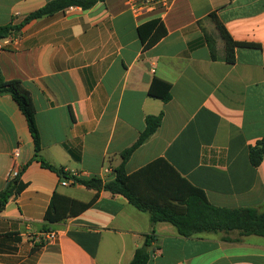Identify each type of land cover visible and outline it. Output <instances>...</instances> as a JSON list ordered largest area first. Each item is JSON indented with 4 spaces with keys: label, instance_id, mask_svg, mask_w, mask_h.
I'll use <instances>...</instances> for the list:
<instances>
[{
    "label": "crops",
    "instance_id": "0c3cea01",
    "mask_svg": "<svg viewBox=\"0 0 264 264\" xmlns=\"http://www.w3.org/2000/svg\"><path fill=\"white\" fill-rule=\"evenodd\" d=\"M52 0H0V27L21 24ZM133 0H107L26 24L19 41L0 52L8 81H20L34 113L41 156L73 177L114 181L122 154L163 114L161 126L126 163L133 175L164 160L221 208L264 211V164L249 148L264 137V0H171L168 10L136 15ZM215 14L239 47L225 60ZM163 21L168 34L144 50L140 26ZM217 42L213 60L206 42ZM171 85L172 99L149 94L154 80ZM160 88V87H159ZM16 165L26 188L0 211V264H130L151 238L148 264H264V238L229 233L182 237L170 223L124 197L97 192L34 161L26 117L10 95H0V193ZM180 184L165 165L144 175ZM55 193L89 203L59 223L44 218ZM59 232L47 242L42 233Z\"/></svg>",
    "mask_w": 264,
    "mask_h": 264
},
{
    "label": "trees",
    "instance_id": "16d2710c",
    "mask_svg": "<svg viewBox=\"0 0 264 264\" xmlns=\"http://www.w3.org/2000/svg\"><path fill=\"white\" fill-rule=\"evenodd\" d=\"M106 1L52 0L42 8L29 14L21 24H10L0 27V40L12 35H19L23 27L33 20L54 16L72 7L89 10L97 4ZM211 18L216 25L220 37L224 41L225 60L227 63L234 64L236 62L235 51L239 47L261 48L258 44L235 41L215 14H212ZM138 32L144 50L152 48L168 34L163 21L160 19L152 20L140 26ZM206 42L211 58L216 60L218 55L216 39L212 36H206ZM149 94L152 97L162 99L164 102H169L172 99L171 85L156 79L150 88ZM0 95H10L26 117L35 142L34 161L40 162L43 168L57 173L64 179H69L71 175L66 173L63 168H57L42 158L39 133L36 127L34 113L25 96L21 82L6 80L1 69ZM162 120L163 114L146 118L145 131L141 134L136 144L122 154L123 162L116 169V179L114 181L105 182L98 178L83 179L78 177H73V179L77 184L83 185L88 189H94L97 192L105 191L113 196L124 197L138 210L149 213L153 225L163 222L170 223L185 238H191L205 233H229L233 231H237L241 236H260L264 238V211H259L256 208H221L214 206L202 189L193 186L187 180L180 177L164 160L154 162L133 175L126 173V163L133 152L156 133L162 124ZM249 160L255 168L264 164V137L249 148ZM161 165H165L171 169L179 177L180 184L176 183L174 185L166 182L160 185L152 177V179L146 182L148 191L145 193L144 175H147L149 171L159 169ZM26 186V184L21 182L20 177L10 181L8 186L0 193V211L5 209L11 197L20 195ZM95 199L89 203H83L55 193L44 220L49 224L59 223L83 212ZM151 238L148 236L144 246L136 250L135 256L130 264H148Z\"/></svg>",
    "mask_w": 264,
    "mask_h": 264
},
{
    "label": "built area",
    "instance_id": "2783aa9c",
    "mask_svg": "<svg viewBox=\"0 0 264 264\" xmlns=\"http://www.w3.org/2000/svg\"><path fill=\"white\" fill-rule=\"evenodd\" d=\"M170 7H171V0H133L132 2V9L136 15H140L146 11H154L157 9L168 10L170 9ZM18 41H19V36H14V35L0 40V52L3 51L6 46L12 45ZM19 155H20V151L19 148H17L14 150L12 154V157L15 162V166L10 174V181L20 177V170L19 167L16 165V161L19 158ZM71 184H77L73 178L65 179L61 183L62 186H68ZM42 237H44V239L47 242L54 243L59 239V232L47 231L42 233Z\"/></svg>",
    "mask_w": 264,
    "mask_h": 264
}]
</instances>
